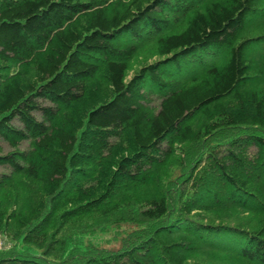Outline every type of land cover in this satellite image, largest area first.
<instances>
[{
	"label": "trees",
	"instance_id": "trees-1",
	"mask_svg": "<svg viewBox=\"0 0 264 264\" xmlns=\"http://www.w3.org/2000/svg\"><path fill=\"white\" fill-rule=\"evenodd\" d=\"M0 264H264V0H0Z\"/></svg>",
	"mask_w": 264,
	"mask_h": 264
},
{
	"label": "rangeland",
	"instance_id": "rangeland-1",
	"mask_svg": "<svg viewBox=\"0 0 264 264\" xmlns=\"http://www.w3.org/2000/svg\"><path fill=\"white\" fill-rule=\"evenodd\" d=\"M110 238H111L110 235H100V236L94 237V239L92 240L94 243H97V244H105V246L110 250L118 249L121 243L116 240L107 242L108 240H110Z\"/></svg>",
	"mask_w": 264,
	"mask_h": 264
}]
</instances>
